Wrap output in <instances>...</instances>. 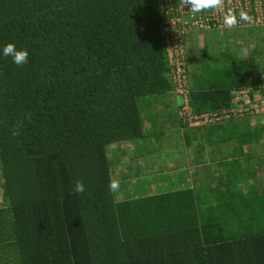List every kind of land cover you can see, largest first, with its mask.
<instances>
[{"label":"trees","instance_id":"1","mask_svg":"<svg viewBox=\"0 0 264 264\" xmlns=\"http://www.w3.org/2000/svg\"><path fill=\"white\" fill-rule=\"evenodd\" d=\"M164 23L159 0H0V264H264V165L249 164L262 120L188 128L191 170L153 171L123 199L108 190L111 148L153 150L154 105L176 95ZM10 42L23 66L3 55ZM254 46L188 66L194 112L263 84Z\"/></svg>","mask_w":264,"mask_h":264},{"label":"built area","instance_id":"2","mask_svg":"<svg viewBox=\"0 0 264 264\" xmlns=\"http://www.w3.org/2000/svg\"><path fill=\"white\" fill-rule=\"evenodd\" d=\"M164 14V36L170 64V75L174 93L179 100V117L189 127L223 124L232 120L254 119L264 123V81L258 87L246 86L231 91L229 107L216 111L196 113L192 109L186 44L190 35L213 30L228 29L223 24V12L209 11L193 14L187 8L177 7V0H159ZM238 14L241 9L248 12L251 22H241L236 28H264V0H226ZM234 29V28H233ZM264 80V68L261 74Z\"/></svg>","mask_w":264,"mask_h":264},{"label":"rangeland","instance_id":"3","mask_svg":"<svg viewBox=\"0 0 264 264\" xmlns=\"http://www.w3.org/2000/svg\"><path fill=\"white\" fill-rule=\"evenodd\" d=\"M251 43H257L258 45L254 46L251 50L252 55L258 54L264 62V28L245 27L213 30L194 34L190 36L186 44L190 72L196 71L198 65L201 63V57L204 63L213 65L217 63L225 64L228 60L241 58L243 53L246 54V52H248L247 50ZM257 121L256 119L253 121L252 119L250 120L252 124ZM178 128L179 131H187L188 128V130H193L195 127L187 126V128H185L181 126V128ZM250 151L254 154V157L249 161V164L257 166L258 163H262L261 165H264V139L262 143H257L254 147H251ZM116 172L117 174H115L114 179L120 181V190L117 193L119 199H123L127 196V193L135 195V190L137 189L143 190L145 186L142 184V179L147 175H151V171L138 170L133 163L128 165L123 164V166L119 165ZM251 182L252 181H250V183ZM248 188L249 184H242L243 191H248Z\"/></svg>","mask_w":264,"mask_h":264},{"label":"crops","instance_id":"4","mask_svg":"<svg viewBox=\"0 0 264 264\" xmlns=\"http://www.w3.org/2000/svg\"><path fill=\"white\" fill-rule=\"evenodd\" d=\"M197 34L193 33L190 36ZM174 99H169L160 102L159 105H154V113H151V121L153 127L147 131L145 142L150 144L154 138L159 139L155 148L148 152L138 151L132 144L111 148V152L117 160V167L123 164H135L138 170L153 171H179L185 169H192V158L194 146L190 144H182L181 137L184 136V131H179L181 125L178 123V100L176 95L172 96ZM168 114L174 120L171 125L167 119ZM177 123H176V122ZM184 133V134H183ZM204 162H208L209 146H206ZM122 151H121V149ZM173 151V152H171ZM138 152V154H137ZM128 158V159H127ZM205 163H202L204 165Z\"/></svg>","mask_w":264,"mask_h":264},{"label":"clouds","instance_id":"5","mask_svg":"<svg viewBox=\"0 0 264 264\" xmlns=\"http://www.w3.org/2000/svg\"><path fill=\"white\" fill-rule=\"evenodd\" d=\"M177 7L181 9L187 8L193 14L209 11H222L223 12V24L228 29H233L239 26L241 22H251V17L248 12L241 9L237 14L231 7L226 8V0H177ZM3 55L5 57H11L14 64L17 66H23L28 62L29 52L26 49H18L15 43H6L3 46ZM21 125L18 123L12 129V135L17 136L20 134L19 129ZM108 190L110 193L115 194L120 190V181L113 179L109 181ZM73 191L76 194H82L85 192V186L83 181L77 180L74 183Z\"/></svg>","mask_w":264,"mask_h":264}]
</instances>
